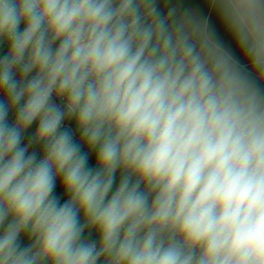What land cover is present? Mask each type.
Returning <instances> with one entry per match:
<instances>
[{
	"label": "clouds",
	"instance_id": "1",
	"mask_svg": "<svg viewBox=\"0 0 264 264\" xmlns=\"http://www.w3.org/2000/svg\"><path fill=\"white\" fill-rule=\"evenodd\" d=\"M206 2L0 0V264H264V0Z\"/></svg>",
	"mask_w": 264,
	"mask_h": 264
},
{
	"label": "crops",
	"instance_id": "2",
	"mask_svg": "<svg viewBox=\"0 0 264 264\" xmlns=\"http://www.w3.org/2000/svg\"><path fill=\"white\" fill-rule=\"evenodd\" d=\"M180 5L183 8L188 9H199L205 14L209 12L208 5L206 0H180ZM213 19L215 21V15L213 14ZM217 26L219 27V24L217 23ZM226 40L228 39L227 36L224 37Z\"/></svg>",
	"mask_w": 264,
	"mask_h": 264
},
{
	"label": "rangeland",
	"instance_id": "3",
	"mask_svg": "<svg viewBox=\"0 0 264 264\" xmlns=\"http://www.w3.org/2000/svg\"><path fill=\"white\" fill-rule=\"evenodd\" d=\"M179 1L180 0H172V3H177V4L180 5V2ZM94 163H95V161H94V157H93L92 159H90V164H94ZM118 176H119V174H118ZM57 192L62 194V189L59 186V183L57 184ZM62 198H64V197H62ZM95 235L96 234L93 232V238H95Z\"/></svg>",
	"mask_w": 264,
	"mask_h": 264
},
{
	"label": "trees",
	"instance_id": "4",
	"mask_svg": "<svg viewBox=\"0 0 264 264\" xmlns=\"http://www.w3.org/2000/svg\"><path fill=\"white\" fill-rule=\"evenodd\" d=\"M6 51H7V45L6 44L0 45V55H2L3 53H5ZM35 127H36V125L33 124L31 131H34L35 130ZM37 150H39V149H37Z\"/></svg>",
	"mask_w": 264,
	"mask_h": 264
}]
</instances>
